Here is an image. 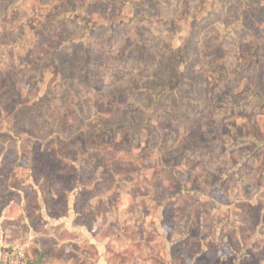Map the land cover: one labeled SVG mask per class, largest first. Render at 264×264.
Returning <instances> with one entry per match:
<instances>
[{"label": "rangeland", "instance_id": "374dc122", "mask_svg": "<svg viewBox=\"0 0 264 264\" xmlns=\"http://www.w3.org/2000/svg\"><path fill=\"white\" fill-rule=\"evenodd\" d=\"M16 244L264 264V0H0V253Z\"/></svg>", "mask_w": 264, "mask_h": 264}, {"label": "built area", "instance_id": "2783aa9c", "mask_svg": "<svg viewBox=\"0 0 264 264\" xmlns=\"http://www.w3.org/2000/svg\"><path fill=\"white\" fill-rule=\"evenodd\" d=\"M0 264H36L26 244L8 246L0 257Z\"/></svg>", "mask_w": 264, "mask_h": 264}, {"label": "trees", "instance_id": "16d2710c", "mask_svg": "<svg viewBox=\"0 0 264 264\" xmlns=\"http://www.w3.org/2000/svg\"><path fill=\"white\" fill-rule=\"evenodd\" d=\"M86 53L89 55V52H88V51H87ZM165 54H167V53H165ZM40 251L43 253V257L46 258V256H47V255H46V253H47L46 250H43V249L35 250V251H34V252H35V254H34V258H33V256H32L31 253H30V255H31L32 260H33L34 263H36V260H37V257L39 256Z\"/></svg>", "mask_w": 264, "mask_h": 264}, {"label": "crops", "instance_id": "0c3cea01", "mask_svg": "<svg viewBox=\"0 0 264 264\" xmlns=\"http://www.w3.org/2000/svg\"><path fill=\"white\" fill-rule=\"evenodd\" d=\"M90 243H91V244H95V243H97V241L92 240ZM6 248H7V247H6ZM6 248H5V249H6ZM97 248L100 250V245H99V244L97 245ZM102 248H103V246H102ZM5 249L3 250V252L0 253V257H1L2 254L4 253ZM29 253H30V251H29ZM40 253H42V252L40 251ZM40 253H39V254H40ZM42 255H43V253H42ZM37 258H38V257H37ZM103 259H104V258H103ZM36 261H37V260H36Z\"/></svg>", "mask_w": 264, "mask_h": 264}, {"label": "water", "instance_id": "95a60500", "mask_svg": "<svg viewBox=\"0 0 264 264\" xmlns=\"http://www.w3.org/2000/svg\"><path fill=\"white\" fill-rule=\"evenodd\" d=\"M43 259V255L42 253L39 254L38 258H37V261H36V264H40V262L42 261Z\"/></svg>", "mask_w": 264, "mask_h": 264}]
</instances>
